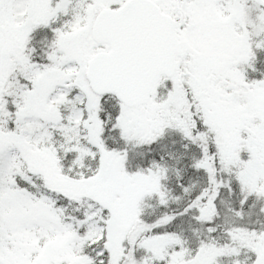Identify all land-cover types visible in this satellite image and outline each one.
<instances>
[{"label":"snow or ice","instance_id":"1","mask_svg":"<svg viewBox=\"0 0 264 264\" xmlns=\"http://www.w3.org/2000/svg\"><path fill=\"white\" fill-rule=\"evenodd\" d=\"M0 264H264V0H0Z\"/></svg>","mask_w":264,"mask_h":264}]
</instances>
